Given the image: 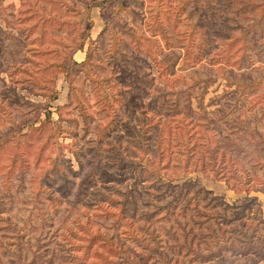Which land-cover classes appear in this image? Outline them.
Instances as JSON below:
<instances>
[{"label":"rangeland","instance_id":"374dc122","mask_svg":"<svg viewBox=\"0 0 264 264\" xmlns=\"http://www.w3.org/2000/svg\"><path fill=\"white\" fill-rule=\"evenodd\" d=\"M111 1L0 0V264L253 263L255 257L230 250L195 262L188 247L206 253L224 243L221 238L235 246L228 230L239 222L220 224L221 216L231 219L235 205L250 197L261 211L253 204L241 215L246 230L255 225L251 218H264L263 168L259 179L247 175L254 183L249 193L232 189L239 180L230 176V164L238 166L241 152L224 144L228 135L238 142V133L247 134L233 133L241 119L264 140V63L239 69L229 63L230 84L204 63L207 55L180 69L177 50L168 52L177 56L169 80L138 59H131L133 67L122 58L113 71L98 67L103 59L97 57L81 65ZM214 2L216 24L204 26L238 34L221 13L222 2ZM197 4L207 19L204 1ZM189 9L181 13L182 27L196 22L193 15L184 18ZM211 36L214 50L218 35ZM249 44L253 58L257 46ZM172 76L184 78L183 88L198 81L195 90L205 89L200 108L191 98L190 112L181 95L173 109L180 83ZM217 96L218 103L209 104ZM220 227L227 229L223 236ZM261 227L256 235L264 241ZM211 230L217 241L214 233L205 237Z\"/></svg>","mask_w":264,"mask_h":264},{"label":"trees","instance_id":"16d2710c","mask_svg":"<svg viewBox=\"0 0 264 264\" xmlns=\"http://www.w3.org/2000/svg\"><path fill=\"white\" fill-rule=\"evenodd\" d=\"M203 1L207 10V19H205L201 9L198 7V0H112L107 6L110 11L106 18V24L91 42L93 46L87 49L85 59L81 65L89 67L92 65V58L97 57L103 59L102 64H97L98 67L103 69L111 68L113 71L120 64L119 60L122 58H128L130 61L131 59H138L149 68L154 66L159 76L169 80L170 76L168 74H174L175 72L173 65L177 56L172 58L168 52L177 50L181 52H178V54H181L182 61L180 69L185 70L191 67L192 63L201 62L203 57L207 55L208 57L204 60V63L209 65V67L215 65L217 69L216 75H220L230 84V77L233 76V71L229 75L226 74V66L229 63H232L230 65L238 64V69L248 67L254 64L255 61L264 63V0H219L222 2L221 13L223 15L227 13L226 22H235L237 26L231 28V30L239 29L238 34L235 31H223L220 27L218 31H209L204 26V23L209 22L211 26L216 24V17L220 14L218 11L219 3H215L214 0ZM187 8L190 9L184 18L187 19L193 15L197 19L196 22L192 23L186 20L185 27H182L181 13ZM85 21L89 23L88 15ZM213 33H217L218 42L214 45V50H211L208 45L207 35L212 34L211 37L213 39ZM196 34L198 35L197 42L195 39ZM238 41L240 42L237 45L238 47L234 48ZM249 42L257 46L253 53L255 56L253 58L247 51V47L251 46ZM77 49L78 47H74L70 56ZM235 55L238 58L232 62L231 58ZM131 62L134 64L133 67H135V62ZM72 63L75 64L76 62L72 61ZM59 70H63L62 64H60ZM65 71L67 72V70ZM144 75H147V73H144ZM171 78L180 83L174 91L176 101L173 103V109L178 110L181 95L185 96L183 99L185 101L184 106L190 112L193 111L190 102L191 98H196L197 107L200 108L201 97L205 89L203 88L201 91L195 90L194 84H197L198 81H194L189 84V87L183 88L184 78L174 76ZM251 84L252 82L244 85L243 89L249 88ZM219 98L220 96L213 97L209 104H212V102L218 103ZM261 108L264 110V105H261ZM213 111L217 110L214 109ZM49 114L50 111H46L45 118L49 119ZM36 119L37 116L32 119L31 128H33ZM248 123L247 119H241V121L233 123L234 127L237 128L233 130V133L240 132L241 129L247 130V134L238 133V142L230 139L229 135L224 139V144L228 150H234L236 154L241 152L240 159L236 161L238 166L230 164L232 166L230 176H236L239 180V183H232L231 188L238 191L244 190L246 193H249V187L253 188L254 186V183L249 185L250 179H248L247 175L252 173L256 178L257 172L262 168L264 170V161L262 160L264 159V140L261 139L260 134L256 131V127H250ZM243 144L252 145L254 149L246 150L243 148ZM255 148L258 149L257 152ZM211 156L212 159H215V151L212 152ZM262 173L264 174V171ZM243 176H246L245 180L241 179ZM257 178L259 179V177ZM261 184H264V181H261ZM218 199L221 202L219 203L220 205H226L223 198L219 197ZM253 204H257V210L260 212L257 198L253 196L247 202L235 205L239 210L233 213L231 219H226L224 215L221 216L220 224H227L231 220L239 222L232 225L228 230L229 240L237 242L235 246L224 244L227 242L224 241V238H221L220 240L224 243L217 245L216 249L212 251L207 250L206 253L199 250V248L188 247L189 253L192 254L191 260L202 263L218 257L221 259L222 257L220 256L226 250H230L231 255H238V257L247 255L255 257L256 260H253L251 264H257L258 261L264 259V241L260 239L261 234L256 235L259 226L264 228V218H251L252 220L254 219L255 225L250 231L246 230L245 223L241 219V215L247 211L249 212ZM226 231L227 229L219 228L221 236ZM214 232V230H211V233H207L205 237L207 238L208 234L212 235ZM214 238L217 241L215 233ZM225 240L228 241L226 238ZM181 248L180 245L178 250L181 251ZM221 262L223 264H233L231 259Z\"/></svg>","mask_w":264,"mask_h":264}]
</instances>
